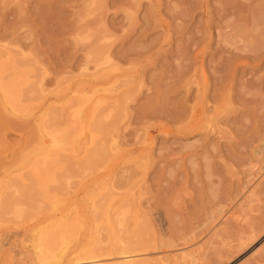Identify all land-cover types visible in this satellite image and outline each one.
Wrapping results in <instances>:
<instances>
[{
	"label": "rangeland",
	"instance_id": "obj_1",
	"mask_svg": "<svg viewBox=\"0 0 264 264\" xmlns=\"http://www.w3.org/2000/svg\"><path fill=\"white\" fill-rule=\"evenodd\" d=\"M263 2L0 0V264H264Z\"/></svg>",
	"mask_w": 264,
	"mask_h": 264
},
{
	"label": "bare ground",
	"instance_id": "obj_2",
	"mask_svg": "<svg viewBox=\"0 0 264 264\" xmlns=\"http://www.w3.org/2000/svg\"><path fill=\"white\" fill-rule=\"evenodd\" d=\"M224 3V2H223ZM248 3V2H247ZM263 4H264V2H263ZM103 6V5H102ZM263 8V7H262ZM263 10V9H262ZM158 11V10H157ZM178 12V11H177ZM144 13V12H143ZM228 13V12H227ZM232 15V14H231ZM263 16H264V14H262ZM262 15H260V16H262ZM141 18V17H140ZM143 18V17H142ZM144 18H145V15H144ZM178 18V17H177ZM255 18V17H254ZM252 19V18H251ZM262 19H263V17H262ZM145 20V19H144ZM255 20H256V18H255ZM254 19H253V22L255 21ZM260 20V19H259ZM227 21V20H226ZM257 21V20H256ZM252 22V23H253ZM145 23V22H144ZM227 23V22H226ZM87 24H89V23H87ZM254 25H255V22L253 23ZM253 25V26H254ZM100 26V25H99ZM239 26V25H238ZM242 26V25H241ZM241 26H240V28H241ZM256 26V25H255ZM239 28V27H238ZM246 28V27H245ZM256 28V27H255ZM258 28V27H257ZM104 29V28H103ZM233 29V28H232ZM253 29H254V27H253ZM252 29V30H253ZM260 29V28H259ZM259 29H256V30H254V31H259V33H260V31L261 30H259ZM235 30H236V28H235ZM230 31V30H229ZM234 31V30H233ZM241 31V30H240ZM81 32V31H80ZM100 33H101V35L103 34V33H105L104 35H106V34H108L109 32H107L106 33V30L103 32H101V31H99ZM236 32H237V30H236ZM262 32V31H261ZM99 34V33H98ZM243 34V33H242ZM264 34V33H263ZM100 35V34H99ZM228 35V34H227ZM252 35V34H251ZM251 35H250V37H249V41L247 42V40H246V38L244 39V40H246L245 41V43L247 42V43H251L252 41H251ZM98 36V35H97ZM97 36H95V37H97ZM236 36V35H235ZM253 36V35H252ZM255 36V39L258 41V39L256 38V37H258V36H256V35H254ZM261 37H263L262 35H260ZM94 37V40L97 42L98 41V39H99V41H100V39L101 38H99V37H97L98 39H96ZM240 37V36H239ZM242 37H244V36H242ZM234 38V37H233ZM248 38V37H247ZM253 38V40H254V37H252ZM259 38V37H258ZM197 39V38H196ZM264 39V38H263ZM94 40H93V43H91V45L92 44H94ZM151 40V39H150ZM196 41V40H195ZM255 41V40H254ZM101 42V41H100ZM223 42V41H222ZM235 42H237V41H235ZM259 42V41H258ZM187 43V42H186ZM227 43V42H226ZM247 43H246V45H247ZM97 44V43H96ZM103 44V43H102ZM253 44H255V42H253ZM253 44H251L252 46H251V48H253L254 46H253ZM259 44H260V42H259ZM101 45V44H100ZM100 45H97L98 46V48H99V46ZM134 45V44H133ZM241 45V44H240ZM246 45H244V47L246 46ZM256 45V44H255ZM261 45V44H260ZM93 46V45H92ZM92 46H91V48H92ZM97 46H95L96 48H97ZM104 46H106L105 45V43H104ZM248 46V45H247ZM250 46V45H249ZM263 46H264V44H263ZM194 47V46H193ZM248 49L250 48V47H247ZM258 48V47H257ZM102 49H104V47L102 48ZM128 49V48H127ZM243 49V48H242ZM99 51H102V50H100V48L98 49ZM129 50V49H128ZM240 50V49H239ZM255 51H256V49H254ZM260 50H262V49H260ZM106 51H107V49H106ZM106 51H104L105 53H107ZM244 51V50H243ZM247 51V50H246ZM250 51H251V49H250ZM127 52V51H126ZM131 52V51H130ZM135 52H136V50H135ZM245 52V51H244ZM100 53H103V52H100ZM134 53V52H133ZM187 53V52H186ZM247 53H249V52H247ZM188 54V53H187ZM246 54V53H245ZM245 54H244V56H245ZM254 53H252L251 52V55H253ZM259 54H260V52H259ZM231 55V54H230ZM233 55V54H232ZM231 55V56H232ZM255 55V54H254ZM253 55V56H254ZM261 55V54H260ZM122 56V55H121ZM151 56H152V54H151ZM234 56V55H233ZM237 57V56H236ZM250 58H252L251 56H249ZM255 57H256V55H255ZM257 57H259V56H257ZM254 58V57H253ZM252 58V59H253ZM175 59V58H174ZM240 59V58H239ZM242 59H244V58H242ZM222 60V59H221ZM251 60V59H250ZM254 60H256L255 58L253 59V63H254ZM187 62V61H186ZM234 63V62H233ZM238 63V62H237ZM247 63H248V60H247ZM255 63H257V62H255ZM240 64V63H239ZM239 64H237V66H239ZM243 64V63H242ZM246 64V63H245ZM245 64H243V66H245ZM249 64V63H248ZM248 64H247V66H248ZM191 66H192V64H191ZM229 66H230V64H229ZM250 66H252V64L250 63ZM224 67V66H223ZM239 67H241V64H240V66ZM246 67V66H245ZM244 67V69L246 70V68ZM255 66H253V68H254ZM226 68V67H225ZM242 68V67H241ZM249 68V67H248ZM247 68V69H248ZM191 69V68H190ZM189 68L188 69H186L185 71H181V73L179 72V75L177 76L176 75V73H177V71H176V73H175V75H176V79H175V76H174V79H175V81H173V82H170V83H168V82H166V83H168L167 85H161L160 84V82H161V80L160 81H158L157 83L154 81V79H153V81L154 82H152L150 79H149V81L148 82H150L151 84V89H153V92H155V93H158L157 95L159 96V101H160V103H164V105H165V102L170 98V96L171 95H177L178 93L177 92H179V89H181V88H186V93L187 92H191V87H190V84L188 83V81H187V79H186V77H191V70H190ZM193 69H194V66H193ZM230 69V68H229ZM233 69V68H232ZM236 69V68H235ZM181 70V69H180ZM212 70V69H211ZM234 70V69H233ZM240 70V69H239ZM194 71V70H193ZM229 72H230V70H229ZM239 72V71H238ZM241 72H242V70H241ZM193 73V72H192ZM234 74V73H233ZM239 74H241L240 72H239ZM231 75V74H230ZM150 76V75H149ZM173 76V75H172ZM171 76V77H172ZM229 76V75H228ZM160 77V76H159ZM202 77V76H201ZM212 77V76H211ZM233 77V76H232ZM138 78V77H137ZM169 78V77H168ZM240 78V77H239ZM139 79V78H138ZM173 79V80H174ZM218 79V78H217ZM222 79V81L224 80L223 78H221ZM226 79V78H225ZM230 79V78H229ZM231 79H233V78H231ZM158 80V79H157ZM235 80V79H234ZM240 80V79H239ZM253 80H255V79H253ZM187 81V82H186ZM221 80H220V82H222ZM241 81V80H240ZM165 82V81H164ZM201 82H202V90L201 91H203L204 89H205V85L203 84V81L201 80ZM243 82V81H242ZM133 83V82H132ZM131 83V84H132ZM217 83V82H216ZM249 83V82H248ZM253 83V82H252ZM125 84H127V82L125 83ZM125 84H124V86H125ZM129 84V83H128ZM218 84V83H217ZM215 85L214 84V86H213V88L210 90L211 91V93H212V96H211V100L214 102V101H217L218 99V101H219V103H221V107H224L227 103L229 104V101H228V98L226 97L227 96V93L231 90V87H227L229 84H228V82H227V84L225 83V84H218V85ZM240 86L241 85H243L242 83H238ZM246 85V84H245ZM128 86V85H127ZM186 86V87H185ZM232 86V85H231ZM253 86V85H252ZM255 86V85H254ZM234 87V86H233ZM236 87H237V85H236ZM244 87H246V86H244ZM209 88V87H208ZM238 88V87H237ZM248 88V87H247ZM132 89V88H131ZM131 89H129V90H131ZM135 89V88H134ZM227 89V90H226ZM116 90V89H115ZM126 89H124V91H125ZM135 90H137V89H135ZM150 90V89H149ZM243 91H242V94L240 95L239 94V92H237L236 90V92L238 93L237 95H240V96H243V92H244V88L242 89ZM127 91V90H126ZM238 91H240V90H238ZM130 92V91H129ZM135 92V91H134ZM133 92V93H134ZM154 93V94H155ZM204 93V92H203ZM231 93H232V91H231ZM246 93V92H245ZM131 94H132V91H131ZM154 94H153V96H154ZM196 94V93H195ZM234 94V93H233ZM248 94V93H247ZM246 94V95H247ZM250 94V93H249ZM119 95V94H118ZM121 95H123L122 93H121ZM199 95H200V93H199ZM203 95V94H202ZM202 95H200V97H198V102H197V104H199V106H200V108H199V110L201 111V113L203 112V110L205 109V108H203L202 106H201V103H202V101H204V100H202ZM237 95H235V97L237 96ZM117 96V95H116ZM115 96V97H116ZM128 96L129 95H127V98H128ZM131 96V95H130ZM129 96V97H130ZM152 96V98H154ZM155 96H156V94H155ZM234 96V95H233ZM232 96V97H233ZM123 97V96H122ZM174 97V96H173ZM189 97V96H188ZM228 97H229V93H228ZM239 97V96H238ZM238 97H236V98H238ZM121 98V97H120ZM124 98V99H123ZM122 98V100H125V97H123ZM152 98H151V100H152ZM183 98V97H182ZM181 98V99H182ZM236 98H235V100H236ZM113 99H115L114 97H113ZM129 99V98H128ZM150 99V98H149ZM149 99H147V100H149ZM156 99V98H155ZM180 99V100H181ZM240 99V98H239ZM239 99L237 100V101H239ZM252 99V98H251ZM261 99V98H260ZM120 100V99H119ZM147 100H146V102H147ZM151 100L149 101V104L147 105L146 103V105L148 106L147 108H144L143 110H140L139 112L140 113H142V115H144V116H142V115H140L139 117H143V119H144V117L146 116V118H147V116H151L152 117V115H156V111L154 110V109H156L157 107H156V104L155 105H153V102H151ZM206 100H207V98H206ZM247 100V99H246ZM249 100V99H248ZM126 101V100H125ZM208 101V100H207ZM237 101H236V103H237ZM252 101V100H251ZM158 103L157 101H154V103ZM233 102V101H232ZM124 103V102H123ZM160 103H159V105H160ZM208 103V102H207ZM240 103V102H239ZM246 103V102H245ZM166 104H167V102H166ZM250 104V103H249ZM152 105L155 107L154 109H153V107H152ZM170 105H173L174 106V104H170ZM233 105V104H232ZM243 105V104H242ZM252 105V104H251ZM142 106V105H141ZM144 106V105H143ZM158 106V105H157ZM160 106H162V104L160 105ZM166 106V105H165ZM204 106H205V104H204ZM140 107V106H139ZM195 107H197V106H195ZM219 107V106H218ZM217 107V108H218ZM229 110L232 108L231 107V105H229ZM141 108V107H140ZM139 108V109H140ZM159 108V107H158ZM157 108V109H158ZM165 108V107H164ZM171 108V107H170ZM177 107H174V109H172L173 110V112H171L170 114H168L167 115V117H169V122H172V123H178V125L180 124V123H182L183 124V122L185 121V118H184V115L180 112V113H178V112H176L175 111V109H176ZM193 108H194V106L192 107V110H193ZM217 108H215L216 110H217ZM226 108V107H225ZM224 108V109H225ZM180 109H183V108H180ZM214 108H213V110H215ZM221 109V108H220ZM227 110H228V108H226ZM170 110V109H169ZM187 110V109H186ZM190 110V109H189ZM194 110H195V108H194ZM232 110H233V108H232ZM142 111V112H141ZM166 111V110H165ZM191 111V110H190ZM189 111V112H190ZM225 111V110H224ZM156 112V113H155ZM160 112V111H159ZM188 112V111H187ZM187 112H184V113H187ZM194 112V111H193ZM193 112L191 111V113L193 114ZM215 112V116H213L214 118H216L217 117V111H214ZM219 112H221V114H224L221 110L219 111ZM218 112V113H219ZM229 113V112H228ZM188 114V116H189V113H187ZM192 114H191V116H192ZM204 115V114H203ZM187 116V115H186ZM187 116V117H188ZM210 116H211V114H210ZM224 116V115H223ZM227 116V115H226ZM166 117V116H165ZM218 117H220L221 119L222 118H224V117H221V115H219ZM145 118V119H146ZM189 118V117H188ZM196 118H197V116H196ZM219 118V119H220ZM192 119H194V116H193V118ZM191 119V120H192ZM218 119V118H217ZM217 119H215V120H217ZM136 120H139V118H138V115H136ZM214 120V119H213ZM190 121V120H189ZM193 121V120H192ZM196 121V120H195ZM212 121V120H211ZM246 121V120H245ZM216 122V121H215ZM190 123H191V121H190ZM182 124L180 125V126H182ZM189 124V123H188ZM191 124H193V123H191ZM185 125V124H184ZM195 125V124H194ZM161 126H163V125H161ZM196 126V125H195ZM199 126V125H198ZM165 127V126H164ZM179 127V126H178ZM170 129H171V127H169ZM169 128H168V130H169ZM163 129H165V128H163ZM166 130V129H165ZM180 131H181V133H185V135L187 134V131H189V130H191L190 128H189V126L188 127H186V126H184V127H182L181 129H179ZM196 130H197V128H196ZM163 131V130H162ZM164 132V131H163ZM175 132H176V130H175ZM177 132H178V130H177ZM194 132V131H193ZM240 132H242V130L240 131ZM164 133H166V132H164ZM168 134V133H167ZM189 135V134H188ZM217 135V134H216ZM259 138V137H258ZM212 150V149H211ZM263 150V149H262ZM213 152V151H212ZM263 154V153H262ZM217 167V166H216ZM263 183V182H262ZM260 186V185H259ZM258 186V187H259ZM263 186V185H262ZM257 187V186H256ZM257 187V188H258ZM262 188V187H261ZM262 191V190H261ZM254 200V199H253ZM118 202V201H117ZM259 202V201H258ZM121 203V202H120ZM117 204V203H116ZM251 204V203H250ZM249 204V205H250ZM258 209V208H257ZM240 211V210H239ZM262 212V211H261ZM260 212V213H261ZM238 215V214H237ZM251 215V214H250ZM247 216V215H246ZM249 216V215H248ZM235 217V216H234ZM250 217H252V216H250ZM255 222V221H254ZM261 232V231H260ZM249 240V239H248ZM33 246L31 247V249L34 251L35 250V245H34V243L32 244ZM31 246V245H30ZM161 246V245H160ZM148 248V247H147ZM146 248V249H147ZM150 248V247H149ZM157 248V247H156ZM162 248V247H161ZM165 248V247H164ZM146 249H144V252H145V250ZM152 248H150V249H148V251L149 250H151ZM160 249V248H159ZM117 250H118V252H117V254H119V255H132V254H138L137 252H142L143 251V248L142 249H140V248H136L135 246H132V245H125V243H123V245L122 244H120L118 247H117ZM147 251V250H146ZM144 252H142L143 254H144ZM141 253V254H142ZM146 253V252H145ZM259 253V252H258ZM139 255V254H138ZM145 256V255H144ZM170 259H172V258H170ZM174 260V259H173ZM195 260V259H194ZM159 261V260H158ZM172 261V260H171ZM144 263L145 261H141V263ZM164 262H166V260L163 258V263ZM169 262H170V260H169ZM173 263L175 262V261H172ZM171 262V263H172ZM172 263V264H173ZM123 264H136L135 262H132V261H128L127 263L125 262V263H123ZM137 264H140V262H137ZM167 264V263H166Z\"/></svg>",
	"mask_w": 264,
	"mask_h": 264
}]
</instances>
